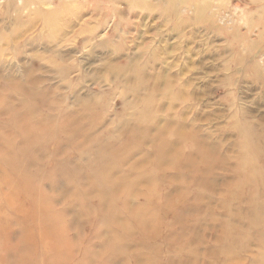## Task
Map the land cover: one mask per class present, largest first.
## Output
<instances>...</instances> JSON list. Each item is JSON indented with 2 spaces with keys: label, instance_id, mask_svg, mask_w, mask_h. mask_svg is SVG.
I'll return each instance as SVG.
<instances>
[{
  "label": "rangeland",
  "instance_id": "obj_1",
  "mask_svg": "<svg viewBox=\"0 0 264 264\" xmlns=\"http://www.w3.org/2000/svg\"><path fill=\"white\" fill-rule=\"evenodd\" d=\"M157 2L0 0V92L5 103L22 110L29 89L52 106L44 107L38 99L33 109L47 119L46 127L65 119L80 126L69 135L55 133L47 139L44 134L25 162L11 164L23 155L20 136L13 137L9 151L0 150V264H40L45 249L56 245L52 223L63 234L52 253L55 264H81L89 252L99 253L110 242L109 231L91 214L98 205L94 191L74 197V183L85 188L88 178L82 174L69 181L65 175L78 162L90 163L98 149L120 152L131 142L142 128L136 117L146 96L156 100L157 109L150 107L145 114L154 120L141 147L111 171L113 185L129 177L137 179L138 190L146 188L153 168L147 162L154 161L155 144L162 138L157 132L170 120L198 146L185 148L192 164L158 170L163 175L160 195L172 200L166 210L155 202L161 208L157 230L161 226L162 236L170 239L163 264H264V183H246L241 192L233 178L234 164L244 152L242 136L264 145L262 3ZM8 116L1 107L0 121ZM257 156L264 163V152ZM24 172L38 173L30 176L50 211L3 178L11 176L14 183ZM131 198L130 206L141 201L139 194ZM133 232L127 253L82 263H130L141 246L134 237L139 232ZM67 241L77 244L65 248ZM15 249L22 252L20 259L13 256Z\"/></svg>",
  "mask_w": 264,
  "mask_h": 264
},
{
  "label": "bare ground",
  "instance_id": "obj_2",
  "mask_svg": "<svg viewBox=\"0 0 264 264\" xmlns=\"http://www.w3.org/2000/svg\"><path fill=\"white\" fill-rule=\"evenodd\" d=\"M157 1L161 2L162 0ZM251 1L256 3L261 2V7L264 9V0ZM185 2L186 0H180L182 6L186 4ZM144 3L148 7L152 6L150 1H144ZM198 9L202 11L204 7L199 5ZM175 11L179 12L178 9H175ZM50 21H52V19H50ZM25 95L26 102L24 103L23 109L18 110L12 105L8 106L5 103L4 92H0V108L4 107L9 112L8 118L0 121V138L2 137L3 140L5 139L4 143L0 141V150L4 152L9 151L10 148L15 144V138L13 137L20 136L22 141L21 148L20 146H18V148L21 149L20 152L23 153V155L19 160L12 161L11 164L27 161V156L29 155V151H31L30 149L34 148V145L38 144L42 138L45 137L44 134L47 135L48 139L55 133H65L66 135H69V132L80 131V126L77 124L71 126L72 121L69 119H65L64 122H59L57 124L55 123L54 125L46 127L45 122L47 119H41L35 115L33 111V109H35L37 106L35 103L38 101V99H41L43 102L44 98L41 96H36V94L29 89L25 90ZM43 105L44 107H52L47 101ZM150 107L157 109L156 100L151 96H146L144 98V102L139 108V113L136 117L138 125H142V128L138 133L133 134V136L130 138L132 141L126 143V145L120 149V152L118 150L112 151L100 148L95 152L96 155L93 157L94 159L90 163L82 165L81 162H78V165H76L77 167L72 168L70 172L65 175L66 179L69 181L80 177L82 174L85 175V178H88V185L85 188H82L79 184L74 183V197H85L89 191H94L93 196L94 198L96 197V200H98V205L96 208V213H94V211L93 213L91 212V214H93L94 221H98V224H103L105 229L109 231V235H111L109 240L110 242L105 243L102 251L99 253L95 251L90 253L87 251L89 252V255H86L84 257L85 259L83 258L80 260L81 264H83L82 261L89 262L91 260L95 261L98 259L99 262H106L109 260L108 258H112L111 260H114L123 252L127 253V247L125 246L131 237H133V230L139 232V234L137 233L138 237H134L138 238L141 246L140 249H138L133 255L129 257L130 263L127 264H163L165 260H168L164 253V248L167 246V242L165 243V241H170V239L166 235L162 236L163 233L161 226L158 232L157 226L159 219L157 220L156 217L159 214L161 208L166 210L171 207L169 205L170 201L172 200L169 198L168 194H163L164 196L160 195V177L163 175L158 170L163 166L182 167L192 164L191 162L193 159L190 157L191 153H187L186 149L193 148L194 150H198V146L194 139L183 129L176 127L174 128L173 125H170V120L167 125L159 129L157 132V135L162 138H160V140L155 144L154 161L147 162L153 168L148 175L149 182L144 190H138L137 179L126 177L122 182V185H113L111 178V171L117 168L129 154L138 150V148H140L143 144L144 138L146 137V132H148L149 129L147 125L149 121L153 122L154 120V118H149L147 115H145L147 112H149ZM242 141L244 152L242 151V153L239 154L240 158L235 162L233 170L235 172L233 175V178L235 179V186L241 192H243V189L247 186L246 183H251L253 187H255V183H264V163H260L257 156L258 152H264L263 143L261 146H259L254 141L247 140L245 136H242ZM203 150L206 153L205 155L209 156L208 151H205V149ZM203 150H201V152L204 154ZM28 173L24 172L25 175L18 174L16 178L14 177L16 179L14 183L11 181L13 180V177L11 176L3 178L7 182L14 185L15 191L18 189V186H22V189L25 191V193L30 195V198L28 199H31L32 201L35 200V202L40 200L43 204V206H40V208L50 211V207H47L45 204L47 199L45 198L44 193L34 182L33 176H30L33 174H36L37 176L38 173ZM134 194H139L141 196V201L136 206H130L129 202L130 199H132L131 196ZM35 196H38L39 198H36ZM155 202L159 203L161 208L156 209L157 206ZM43 212L44 211H42V214ZM49 215L50 213H47V217ZM58 217L60 216L58 215ZM51 227L52 228H50L49 231L54 233L51 239L56 245H54V247H52L49 251L48 249H45L44 255L41 256L42 260L39 259L41 262L40 264H47L48 262L55 264L56 261L53 260L55 255L52 253L55 252V249H57V246H59L57 244V240L60 238L62 240L61 242H63V234H60V232L56 229L57 225L55 226L54 223H52ZM119 231H122L123 233H118ZM161 240H164L163 245L162 242L159 243ZM48 241H50V238L46 240L47 245ZM71 244H77V242L73 243L72 241H67L65 248L70 247ZM13 253V256H16L17 259L22 257V252H20L18 249H15ZM50 256L52 257V260H49ZM30 258L32 259V257ZM143 258L146 263L145 261L144 263L139 261V259ZM1 264L4 263L2 262Z\"/></svg>",
  "mask_w": 264,
  "mask_h": 264
}]
</instances>
